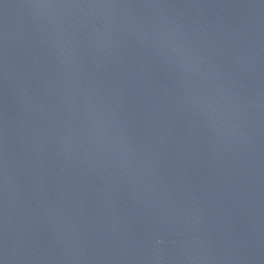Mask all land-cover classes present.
Returning <instances> with one entry per match:
<instances>
[{"label": "water", "instance_id": "water-1", "mask_svg": "<svg viewBox=\"0 0 264 264\" xmlns=\"http://www.w3.org/2000/svg\"><path fill=\"white\" fill-rule=\"evenodd\" d=\"M0 264H264V0H0Z\"/></svg>", "mask_w": 264, "mask_h": 264}]
</instances>
